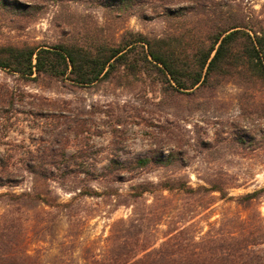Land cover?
<instances>
[{
	"label": "rangeland",
	"instance_id": "1",
	"mask_svg": "<svg viewBox=\"0 0 264 264\" xmlns=\"http://www.w3.org/2000/svg\"><path fill=\"white\" fill-rule=\"evenodd\" d=\"M230 1L264 31V0ZM160 6L0 0V46L93 51L142 33L191 59L208 44L205 15ZM141 49L91 85L0 68V264H129L147 251L249 242L264 249V79L226 68L178 89L141 63ZM142 156L153 161L89 179L112 159Z\"/></svg>",
	"mask_w": 264,
	"mask_h": 264
},
{
	"label": "trees",
	"instance_id": "2",
	"mask_svg": "<svg viewBox=\"0 0 264 264\" xmlns=\"http://www.w3.org/2000/svg\"><path fill=\"white\" fill-rule=\"evenodd\" d=\"M114 1L120 9L142 3V0ZM231 5L228 0H161L162 14L175 16L188 11L205 15L204 40L208 44L197 47L194 57L189 60L178 56L174 48L167 52L163 41L166 37L151 38L142 33H130L116 45H101L93 51L65 44L0 46V68L25 79L42 74L76 85H91L107 78L118 65L128 62V51L139 45L143 53L141 63L156 68L163 81L173 82L178 89H190L207 82L216 72H224L226 68L235 69L238 76L248 80L264 79V31L254 28L242 11L239 8L232 10ZM226 6L230 10H220ZM152 161L153 158L147 156L126 163L112 159L105 171L88 172L89 179L114 177L118 174L116 170L130 171ZM160 161L165 163L166 159ZM42 200L51 203L46 198ZM253 244L178 255H155V251H147L129 264H264V249L255 248Z\"/></svg>",
	"mask_w": 264,
	"mask_h": 264
}]
</instances>
